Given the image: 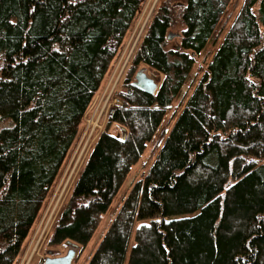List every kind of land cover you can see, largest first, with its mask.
Masks as SVG:
<instances>
[{
  "label": "trees",
  "instance_id": "obj_1",
  "mask_svg": "<svg viewBox=\"0 0 264 264\" xmlns=\"http://www.w3.org/2000/svg\"><path fill=\"white\" fill-rule=\"evenodd\" d=\"M146 0H0V264L21 251L110 64ZM229 0L168 3L131 83L53 229L51 246H86L130 169L181 97ZM176 14V15H175ZM184 26L178 46L168 31ZM149 172L135 183L88 264H264V0H243ZM143 221L133 233L135 222ZM148 221V222H147ZM134 234V245L131 239ZM44 264V263H42Z\"/></svg>",
  "mask_w": 264,
  "mask_h": 264
},
{
  "label": "rangeland",
  "instance_id": "obj_2",
  "mask_svg": "<svg viewBox=\"0 0 264 264\" xmlns=\"http://www.w3.org/2000/svg\"><path fill=\"white\" fill-rule=\"evenodd\" d=\"M184 2L185 0L145 1L141 12L137 15L130 30L127 32L122 45L117 48L116 56L82 119L75 143L67 154L53 185L47 193L33 229L24 243L19 264H42L49 257L66 256L71 249V245L66 242L58 246L50 245L58 216L69 201L79 174L100 135L105 131L115 136L121 135V128L117 124L110 123L109 117L113 110L123 106V97L128 92L130 84L135 82L137 72L144 69L147 76L154 80L158 86L160 85V79L162 78L159 74L144 65L133 64V59L140 47L141 40L145 35L149 23L158 14L159 9L168 3L176 9L178 14L180 11L179 7ZM242 4L243 0H229L228 6L215 31L213 41L195 58L192 77L183 88L181 97L176 99L166 109L160 128L152 140L147 143L138 162L131 167L110 208L102 215L99 226L90 242L84 247H77L72 264L89 263L105 236L109 224L117 216L133 186L144 178L155 163L176 117L182 110V104L184 105V101L193 90L191 85H195L201 78L207 64L223 42L226 33L238 16ZM183 30L184 26L177 22L168 31V35H180ZM179 43L180 39L168 41V49L175 48ZM143 223L145 222L137 220L134 224L133 233ZM134 243L133 234L130 245L133 246Z\"/></svg>",
  "mask_w": 264,
  "mask_h": 264
},
{
  "label": "water",
  "instance_id": "obj_3",
  "mask_svg": "<svg viewBox=\"0 0 264 264\" xmlns=\"http://www.w3.org/2000/svg\"><path fill=\"white\" fill-rule=\"evenodd\" d=\"M176 37H179V35H173V34H169L167 36V40L168 41H173ZM134 86L149 94V95H154L157 90H158V85L157 83H155L154 80L150 79L147 74L145 73V70H140L139 72H137L136 76H135V82H134ZM115 112V110H113L111 112V115H113V113ZM71 245V249L68 251L66 256L63 257H49L45 260L44 264H72L73 259L75 257L76 254V249L78 246L74 245V244H70ZM51 255V253H50Z\"/></svg>",
  "mask_w": 264,
  "mask_h": 264
},
{
  "label": "snow or ice",
  "instance_id": "obj_4",
  "mask_svg": "<svg viewBox=\"0 0 264 264\" xmlns=\"http://www.w3.org/2000/svg\"><path fill=\"white\" fill-rule=\"evenodd\" d=\"M70 2H73V0H70Z\"/></svg>",
  "mask_w": 264,
  "mask_h": 264
}]
</instances>
